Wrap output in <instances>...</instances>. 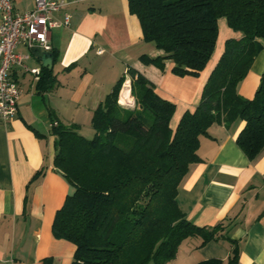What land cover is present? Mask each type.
I'll return each instance as SVG.
<instances>
[{
    "label": "trees",
    "instance_id": "1",
    "mask_svg": "<svg viewBox=\"0 0 264 264\" xmlns=\"http://www.w3.org/2000/svg\"><path fill=\"white\" fill-rule=\"evenodd\" d=\"M126 1L143 42L161 52L153 58L141 55L139 60L160 71L169 61L171 74L179 78H197L205 69L216 46L219 19L242 36L225 40L198 104L182 114L174 129L170 121L175 105L161 98L154 84L132 67L94 110L91 138L81 136L75 124L50 128L53 171L70 188L55 212L51 234L74 246L71 264H166L188 238L201 239V246L227 241L226 264H237L238 243L228 236L227 226H195L179 209L176 197L189 167L201 162L199 138L213 124L229 128L243 123L235 144L250 162L264 149V73L251 99L237 93L263 47L264 0ZM49 53L56 61L57 52ZM126 77L133 108L118 104ZM55 85L52 71L41 68L37 92H48ZM50 121H55L52 112ZM43 173V168L37 171L31 182ZM42 264H51V259ZM196 264L222 261L210 258Z\"/></svg>",
    "mask_w": 264,
    "mask_h": 264
},
{
    "label": "crops",
    "instance_id": "2",
    "mask_svg": "<svg viewBox=\"0 0 264 264\" xmlns=\"http://www.w3.org/2000/svg\"><path fill=\"white\" fill-rule=\"evenodd\" d=\"M11 2L19 13L33 6V0ZM65 15L70 17L68 26L53 28L49 34L51 50L58 54L47 68L55 77V87L40 94L34 75L20 68H13L10 73L20 96L15 117L6 126L0 124V264H42L44 259H51V264L72 261L74 246L54 239L51 234L55 212L70 188L53 171L50 112L55 122L75 124L81 136L91 138L94 110L126 68L132 67L154 84L161 98L175 105L170 121L174 129L182 114L194 110L198 104L225 40H239L242 36L231 31L224 19H219L216 46L205 69L197 78H179L171 74L169 61L164 71H160L139 60L141 55L153 58L161 52L143 42L138 20L129 14L126 0H66V6L53 17L61 23ZM262 45L237 86L238 95L245 99L253 97L264 73V42ZM98 50L102 53L97 54ZM15 52L25 57L23 63L27 68L39 72L43 68L32 48L19 44ZM71 64L75 66L64 72ZM124 84L127 92L121 98ZM118 104L134 107L127 77L119 91ZM242 127L241 121L229 128L213 124L207 135L199 138L197 156L201 162L189 167L179 184L176 201L195 226L211 227L218 223L227 226L228 236L238 243L237 264H264V149L250 162L235 144ZM42 168L43 175L31 182ZM200 244L199 238L184 240L175 259L166 264H196L210 258L227 263L230 250L227 241Z\"/></svg>",
    "mask_w": 264,
    "mask_h": 264
},
{
    "label": "built area",
    "instance_id": "3",
    "mask_svg": "<svg viewBox=\"0 0 264 264\" xmlns=\"http://www.w3.org/2000/svg\"><path fill=\"white\" fill-rule=\"evenodd\" d=\"M66 6V0H33L30 10L16 12L11 0H0V124L6 126L17 113V102L20 89L11 78L13 68H20L24 72L39 76L38 69L27 68L23 60L25 57L17 54L15 48L23 44L28 48H39L48 52L49 34L53 28L67 27L69 15L63 21L54 20V14ZM102 51L98 50L97 54ZM51 122L50 126H56Z\"/></svg>",
    "mask_w": 264,
    "mask_h": 264
},
{
    "label": "water",
    "instance_id": "4",
    "mask_svg": "<svg viewBox=\"0 0 264 264\" xmlns=\"http://www.w3.org/2000/svg\"><path fill=\"white\" fill-rule=\"evenodd\" d=\"M32 53L36 57H38L42 63V66L45 68H50L51 67V55L49 52H41L40 49L38 48H32Z\"/></svg>",
    "mask_w": 264,
    "mask_h": 264
},
{
    "label": "bare ground",
    "instance_id": "5",
    "mask_svg": "<svg viewBox=\"0 0 264 264\" xmlns=\"http://www.w3.org/2000/svg\"><path fill=\"white\" fill-rule=\"evenodd\" d=\"M124 85H125V84H124ZM124 87H125V89L122 91V93L120 92V93H121V98H124V95H125V93L127 92V91H126L127 85H125ZM120 103H121V104H124L122 101H120Z\"/></svg>",
    "mask_w": 264,
    "mask_h": 264
},
{
    "label": "rangeland",
    "instance_id": "6",
    "mask_svg": "<svg viewBox=\"0 0 264 264\" xmlns=\"http://www.w3.org/2000/svg\"><path fill=\"white\" fill-rule=\"evenodd\" d=\"M149 46L153 47L152 45H149Z\"/></svg>",
    "mask_w": 264,
    "mask_h": 264
}]
</instances>
